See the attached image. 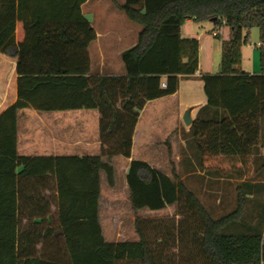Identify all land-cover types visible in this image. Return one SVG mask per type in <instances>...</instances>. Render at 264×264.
<instances>
[{"label": "trees", "instance_id": "obj_1", "mask_svg": "<svg viewBox=\"0 0 264 264\" xmlns=\"http://www.w3.org/2000/svg\"><path fill=\"white\" fill-rule=\"evenodd\" d=\"M84 1L0 0V52L17 55L18 75L17 100L0 113V264H264L262 231L223 232L241 220L242 198L213 219L174 172L169 177L144 161L131 160L126 172L131 211L175 205L174 215L136 216L138 239L114 243L104 240L98 214L101 174L114 184L110 160L130 156L139 111L148 100L173 94L179 76L198 69V40L180 36L187 19L230 29L221 41L218 73L201 75L207 105L227 115L191 124L200 167L220 176L250 175L264 117V0H125L120 9L141 30L121 53L125 74L104 76L89 74L87 47L95 32L81 13ZM253 27L259 31L258 74L238 67ZM29 106L97 109L104 147L97 155H18L17 115ZM47 173L56 180L58 226L44 228V219L21 228V181ZM55 232L61 244L49 240ZM53 246L61 257H54Z\"/></svg>", "mask_w": 264, "mask_h": 264}, {"label": "crops", "instance_id": "obj_2", "mask_svg": "<svg viewBox=\"0 0 264 264\" xmlns=\"http://www.w3.org/2000/svg\"><path fill=\"white\" fill-rule=\"evenodd\" d=\"M125 0H85L81 13L89 21L95 38L89 43L90 75H124L121 53L137 42L141 25L127 18L120 6ZM205 24L187 19L180 27L181 38L198 40V69L190 76H179L178 88L170 95L148 100L139 111L135 123L130 156L115 155L110 164L115 178L120 175L122 192L129 197L126 172L131 160L146 162L153 169L171 177L175 173L202 203L213 219L232 212L239 198L243 199L242 218L229 225L228 232L262 231L264 247V132L260 120L259 142L252 147V171L243 179L220 176L213 170L200 167V155L192 139L191 124L200 120L219 121L226 111L207 105L203 89V74H216L221 58V41L230 36V29L221 26L214 29L211 21ZM259 36V31L257 29ZM239 69L249 74L260 72L258 53L251 54V71L243 68V52L240 48ZM17 55L0 52V113L17 100ZM161 83L166 76L162 75ZM100 113L97 109H71L38 111L25 107L18 111L16 149L25 156L97 155L104 147L99 140ZM170 148V152L169 149ZM240 162V161H239ZM21 167H17L19 172ZM31 182V185L25 184ZM103 174L100 181L99 224L107 242L136 241L134 218L122 220L113 205L111 223L104 219L102 209ZM116 196V193H112ZM30 197V199H25ZM130 209V206H129ZM115 210V211H114ZM119 211V208H117ZM131 210V209H130ZM175 205L160 210L139 209L136 214L144 219L172 217ZM18 212L20 227L41 224L44 228H57L56 180L52 174L31 177L21 181V200ZM148 215H144V214ZM176 215V219H179ZM37 225V226H39ZM55 245L62 238L55 232L49 237ZM40 245V244H39ZM54 257H61L55 246Z\"/></svg>", "mask_w": 264, "mask_h": 264}, {"label": "rangeland", "instance_id": "obj_3", "mask_svg": "<svg viewBox=\"0 0 264 264\" xmlns=\"http://www.w3.org/2000/svg\"><path fill=\"white\" fill-rule=\"evenodd\" d=\"M208 22H201L200 24H205ZM257 28L253 27L249 30L248 33V42L246 44H243L241 46L242 52H243V68H246V70L251 71V54L258 53V43H259V36L257 34ZM261 72V69L259 67V71ZM258 74V73H257ZM262 131L264 132V118L262 122ZM122 181L120 180V175L115 178V172H114V184L109 185L106 181L105 176L103 175V194H102V209L104 213V219L107 223H111V220L113 218L112 211H113V205H116V215L122 220L130 219V217L137 216V214L133 213L129 209V202L128 198L126 197V192H122ZM116 193V196H114L112 193ZM119 208V211L117 210ZM144 215H148L147 212ZM224 233L228 232V228H224Z\"/></svg>", "mask_w": 264, "mask_h": 264}, {"label": "built area", "instance_id": "obj_4", "mask_svg": "<svg viewBox=\"0 0 264 264\" xmlns=\"http://www.w3.org/2000/svg\"><path fill=\"white\" fill-rule=\"evenodd\" d=\"M258 45H260V42L258 43ZM161 85L164 87L165 86V83L163 82V83H161Z\"/></svg>", "mask_w": 264, "mask_h": 264}, {"label": "water", "instance_id": "obj_5", "mask_svg": "<svg viewBox=\"0 0 264 264\" xmlns=\"http://www.w3.org/2000/svg\"><path fill=\"white\" fill-rule=\"evenodd\" d=\"M210 21H212V20H210Z\"/></svg>", "mask_w": 264, "mask_h": 264}]
</instances>
